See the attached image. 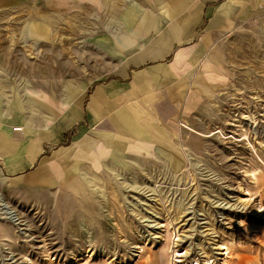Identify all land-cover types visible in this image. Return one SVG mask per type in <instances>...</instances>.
Returning a JSON list of instances; mask_svg holds the SVG:
<instances>
[{
  "label": "rangeland",
  "instance_id": "rangeland-1",
  "mask_svg": "<svg viewBox=\"0 0 264 264\" xmlns=\"http://www.w3.org/2000/svg\"><path fill=\"white\" fill-rule=\"evenodd\" d=\"M155 4L0 0V133L12 124L58 129L44 156L71 150L60 180L57 167L32 169L49 183L7 174L0 161V198L21 222L0 214V264H264V16L227 42L226 81L197 79L208 118L166 125L154 138L161 143L132 146L149 151L98 145L94 165L77 150L90 126L80 134L58 125L59 103L121 65L119 41L132 35L126 11L141 9L136 24L150 23Z\"/></svg>",
  "mask_w": 264,
  "mask_h": 264
},
{
  "label": "crops",
  "instance_id": "crops-1",
  "mask_svg": "<svg viewBox=\"0 0 264 264\" xmlns=\"http://www.w3.org/2000/svg\"><path fill=\"white\" fill-rule=\"evenodd\" d=\"M155 2V11L146 14L150 23L141 20L136 24L141 9L126 11L132 35L124 34L119 41L123 60L114 73L57 105L55 116L63 133L77 125L79 133L86 134L84 130L90 126V136L82 137L77 150L92 156L91 164L98 165L101 159L98 145L125 154L130 148L133 154H143L149 148L132 146L140 142L161 143L154 138L165 133L166 125L174 129L180 121L209 114L212 108L206 100L207 87L197 84V79H203L209 87L211 83L226 81L223 63L227 42L242 33L244 24L264 16V0ZM116 11L123 13L120 8ZM43 15L46 21L58 24L51 14ZM26 128L12 124L0 133V161L5 165V173L52 182L51 175H35L32 169L40 164L60 169L71 150L60 151L48 159L43 153L49 144L57 143L58 129L37 134ZM64 170L53 174L54 179L67 176ZM68 172L74 174L72 169Z\"/></svg>",
  "mask_w": 264,
  "mask_h": 264
},
{
  "label": "bare ground",
  "instance_id": "bare-ground-1",
  "mask_svg": "<svg viewBox=\"0 0 264 264\" xmlns=\"http://www.w3.org/2000/svg\"><path fill=\"white\" fill-rule=\"evenodd\" d=\"M0 214L1 215H5L6 217H4V218H6V219H10V221L13 223V224H15V225H20L21 224V222H20V220L18 219V217L16 216V214L13 212V211H11L6 205H5V203H4V201H3V199L2 198H0ZM183 255L182 254H178L177 253V258L178 257H182ZM179 262H180V259L178 260ZM170 264H173V263H170Z\"/></svg>",
  "mask_w": 264,
  "mask_h": 264
}]
</instances>
